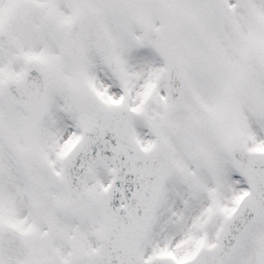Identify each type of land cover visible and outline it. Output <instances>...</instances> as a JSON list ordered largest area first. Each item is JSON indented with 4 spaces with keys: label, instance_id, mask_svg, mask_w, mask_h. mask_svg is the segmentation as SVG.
Masks as SVG:
<instances>
[{
    "label": "snow or ice",
    "instance_id": "obj_1",
    "mask_svg": "<svg viewBox=\"0 0 264 264\" xmlns=\"http://www.w3.org/2000/svg\"><path fill=\"white\" fill-rule=\"evenodd\" d=\"M0 264H264V0H0Z\"/></svg>",
    "mask_w": 264,
    "mask_h": 264
}]
</instances>
